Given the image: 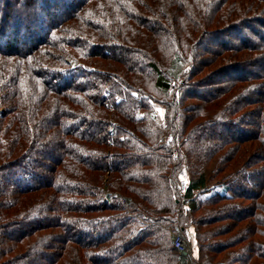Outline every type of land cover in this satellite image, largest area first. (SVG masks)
<instances>
[{
	"label": "trees",
	"instance_id": "trees-1",
	"mask_svg": "<svg viewBox=\"0 0 264 264\" xmlns=\"http://www.w3.org/2000/svg\"><path fill=\"white\" fill-rule=\"evenodd\" d=\"M0 108V264H264V0H0Z\"/></svg>",
	"mask_w": 264,
	"mask_h": 264
},
{
	"label": "rangeland",
	"instance_id": "rangeland-1",
	"mask_svg": "<svg viewBox=\"0 0 264 264\" xmlns=\"http://www.w3.org/2000/svg\"><path fill=\"white\" fill-rule=\"evenodd\" d=\"M37 2L40 4V0H37ZM16 16H15V18H16ZM20 48L22 49V48H24V46L22 45ZM66 59H67V62L70 64V66L73 67V68L77 67L79 65H82L78 61L73 59L72 57H68ZM215 68H217V70H218L219 66L213 65V67L211 69H209L208 72H216V71H212ZM207 88L208 87L205 86V88L199 89L198 91H199V93L206 92ZM154 110H156V112H157V113L155 112V114L159 115L161 120H163L164 116H165L164 115L165 114L164 108H162V106H160V105H157ZM3 112H4V108H0V118H1V116H2L1 114ZM110 131L113 132V130H111V129H110ZM224 133H226V132L224 131ZM165 138H166L167 143H170L173 140L171 135L165 136ZM176 154H175V156H176ZM208 166L209 167L207 169H204L203 172L206 174V176L208 177V179L211 182V185H209V187H211V188L212 187H217V183L216 182H218V181H215L214 177H211L212 176V172H214L215 169H216V166H217L216 162L212 161V163H210ZM174 179L175 180H173L174 181L173 186L176 189V191L178 192V194L180 195V199L183 202L184 207H186L187 206V200L185 199V195L184 194H185V191H186V189H187V187H188V185L190 183V176H189L188 170L185 167H183V169L180 171L178 176L174 177ZM109 192H111V191L110 190L109 191L106 190L105 194H107ZM198 192H199V190H195L194 194L199 195ZM113 195H115L116 197H119L122 200V204L125 205L126 207L129 206L131 201H132L130 197H128V196L121 197V195L119 193H116V192H113ZM126 198L129 199L130 203H126L125 202ZM186 226H187L186 230L183 227L179 226V225L176 226V227H178L180 230H182L181 231L182 232V236L185 239V241L188 243V245L190 246V250L192 251L193 250L192 249V245H195V243H196V241H195L196 237H194L195 236V232H194L193 228L189 224H187ZM176 227H174L173 229H176ZM191 256H192V258H191ZM193 256H194V252L192 251V255L188 256V259L186 260V262H185V260L183 258V264H194L193 262H191V260H193ZM45 264H46V260H45Z\"/></svg>",
	"mask_w": 264,
	"mask_h": 264
},
{
	"label": "built area",
	"instance_id": "built-area-1",
	"mask_svg": "<svg viewBox=\"0 0 264 264\" xmlns=\"http://www.w3.org/2000/svg\"><path fill=\"white\" fill-rule=\"evenodd\" d=\"M125 202L130 203L128 198L125 199ZM171 238H172L173 245L175 246L176 250L179 252L180 264H183V258L182 257H184V260H187L188 256L192 255V251L190 250V246L188 245V243L183 238L182 232L178 227H176V229H173L171 231ZM191 258H192V256H191ZM191 262H193V260H191Z\"/></svg>",
	"mask_w": 264,
	"mask_h": 264
},
{
	"label": "bare ground",
	"instance_id": "bare-ground-1",
	"mask_svg": "<svg viewBox=\"0 0 264 264\" xmlns=\"http://www.w3.org/2000/svg\"><path fill=\"white\" fill-rule=\"evenodd\" d=\"M182 231V230H181ZM182 258H184V257H182ZM185 262H186V260H185Z\"/></svg>",
	"mask_w": 264,
	"mask_h": 264
},
{
	"label": "crops",
	"instance_id": "crops-1",
	"mask_svg": "<svg viewBox=\"0 0 264 264\" xmlns=\"http://www.w3.org/2000/svg\"><path fill=\"white\" fill-rule=\"evenodd\" d=\"M194 245H192V247H193Z\"/></svg>",
	"mask_w": 264,
	"mask_h": 264
}]
</instances>
